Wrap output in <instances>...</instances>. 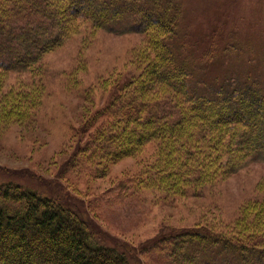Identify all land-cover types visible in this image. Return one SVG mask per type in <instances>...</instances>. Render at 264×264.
I'll return each instance as SVG.
<instances>
[{
    "label": "trees",
    "instance_id": "obj_1",
    "mask_svg": "<svg viewBox=\"0 0 264 264\" xmlns=\"http://www.w3.org/2000/svg\"><path fill=\"white\" fill-rule=\"evenodd\" d=\"M182 16L181 0H0V73L34 70L76 22L148 36L144 70L115 85L110 101L77 129L68 169L91 161L105 173L156 141L154 184L187 193L264 154V89L235 76L214 90L197 86L193 64L177 52ZM245 213L236 233L189 227L160 236L153 250L169 264H264V196ZM94 236L59 198L0 184V264H131Z\"/></svg>",
    "mask_w": 264,
    "mask_h": 264
},
{
    "label": "rangeland",
    "instance_id": "obj_2",
    "mask_svg": "<svg viewBox=\"0 0 264 264\" xmlns=\"http://www.w3.org/2000/svg\"><path fill=\"white\" fill-rule=\"evenodd\" d=\"M181 1L177 52L193 64V82L214 90L235 76L264 89V0ZM149 45L141 32L76 22L34 70L0 73V184L59 198L90 223L95 240L125 252L131 264H169L153 250L165 233L205 225L239 231L247 205L264 196V154L187 193L154 184L156 141L105 173L91 161L68 169L77 129L110 101L115 85L144 70Z\"/></svg>",
    "mask_w": 264,
    "mask_h": 264
}]
</instances>
